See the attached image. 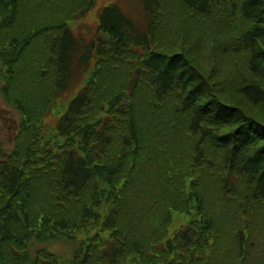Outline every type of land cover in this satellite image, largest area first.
Masks as SVG:
<instances>
[{"label":"trees","instance_id":"1","mask_svg":"<svg viewBox=\"0 0 264 264\" xmlns=\"http://www.w3.org/2000/svg\"><path fill=\"white\" fill-rule=\"evenodd\" d=\"M98 2L0 0L2 92L22 114L0 142V264H256L238 224L261 207L264 245V0H114L93 33L71 25ZM175 212L190 218L169 235ZM84 229L70 262L30 252Z\"/></svg>","mask_w":264,"mask_h":264},{"label":"rangeland","instance_id":"2","mask_svg":"<svg viewBox=\"0 0 264 264\" xmlns=\"http://www.w3.org/2000/svg\"><path fill=\"white\" fill-rule=\"evenodd\" d=\"M114 0H99L97 3L96 7L91 10L86 17L79 21L72 22L71 25L74 27L76 26L79 30L84 31V33L91 34L94 32L97 26V12L99 7H101L105 3H109ZM118 1L121 5L123 6H130L134 5L135 3H138V0H116ZM135 4V5H136ZM30 52H33L30 50ZM90 75V71H88L85 75L88 78ZM4 84V79L1 76L0 77V142L3 148L6 150L10 151L12 150L15 145L17 144V134L20 129V122L22 121V114L20 111L15 107L10 101L8 96L2 92V85ZM69 97L64 96L59 100V107L58 108H53L51 113L48 115L47 118H45L44 123V128L46 130V137H53L54 135L56 136V133L53 131L54 124L56 122V118L58 115L63 112V110L67 106L68 99ZM21 136V143L22 147L23 145L27 144L28 142H31L34 134L32 132V128L29 127L26 131L22 132ZM79 142V141H78ZM22 149V148H21ZM25 149V146H24ZM45 183V179H43V182L36 184V186H41L42 184ZM243 209V203L242 199L239 200L236 205L233 204V209L234 207L236 210L234 211L238 215L241 211L239 209ZM105 204H102V209L104 211ZM260 207V206H259ZM264 208V207H262ZM227 211V216L231 221V214L229 213V210L226 209ZM264 212V210L262 211ZM190 218V216H189ZM188 216L184 213H179L175 212L173 214V218L171 221L170 226L168 227V234H173L174 232L180 230V228H183L185 224L188 222ZM261 207L260 209H257L255 212L252 210L249 211V214L247 215V218L242 217L240 223L238 224L241 228L245 230L246 234H253L252 238H248L247 241L249 242L248 245H246L247 249V255L248 258H252L254 263L256 264H264L263 260V255H264V248L263 244L260 241V237L262 234V229L260 225V220H261ZM232 222V221H231ZM233 223V222H232ZM91 227V226H90ZM233 227H236L234 224L230 227V235H229V243L231 247L233 248L234 253L236 254V244H233L235 238L233 237ZM89 228V227H87ZM93 227H91L92 230ZM90 229V228H89ZM76 237L73 239H69L66 236H57V237H52L44 240H39V239H32L30 243V252L34 254L38 249L40 248H45L49 251H51L53 254H55L59 260L62 262H70L75 249L77 248L78 243L80 242L81 239L86 237L88 235L87 230H78L76 231ZM133 254H136L135 252H132ZM237 255V254H236ZM1 257L3 255H0V261ZM233 257L236 259V257L233 255Z\"/></svg>","mask_w":264,"mask_h":264}]
</instances>
